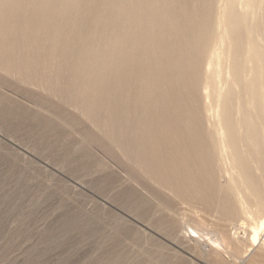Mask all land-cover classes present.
<instances>
[{
  "label": "bare ground",
  "instance_id": "obj_1",
  "mask_svg": "<svg viewBox=\"0 0 264 264\" xmlns=\"http://www.w3.org/2000/svg\"><path fill=\"white\" fill-rule=\"evenodd\" d=\"M0 74L96 128L148 194L139 218L205 264H264V220L231 230L264 209V0H0Z\"/></svg>",
  "mask_w": 264,
  "mask_h": 264
},
{
  "label": "rangeland",
  "instance_id": "obj_2",
  "mask_svg": "<svg viewBox=\"0 0 264 264\" xmlns=\"http://www.w3.org/2000/svg\"><path fill=\"white\" fill-rule=\"evenodd\" d=\"M0 78L8 82L0 91L23 109L8 105L2 115L0 107V264L207 263L191 250L195 242L172 240L165 225L157 229L149 222L152 217H138L143 208L133 209L131 195L143 200L148 194L113 146L95 142L96 128L83 120L59 119L37 106L48 101L37 91L3 74ZM32 114L53 120L61 130L44 129L29 119ZM19 118H24L22 125ZM175 157L167 163L179 177L181 163ZM259 216L239 221L232 233L246 241L244 231L251 233L264 220V209Z\"/></svg>",
  "mask_w": 264,
  "mask_h": 264
}]
</instances>
